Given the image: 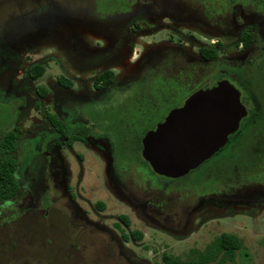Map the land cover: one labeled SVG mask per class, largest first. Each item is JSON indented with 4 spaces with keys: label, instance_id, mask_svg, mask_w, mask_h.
Segmentation results:
<instances>
[{
    "label": "flooded vegetation",
    "instance_id": "obj_1",
    "mask_svg": "<svg viewBox=\"0 0 264 264\" xmlns=\"http://www.w3.org/2000/svg\"><path fill=\"white\" fill-rule=\"evenodd\" d=\"M57 1L45 0L43 7L50 6L51 2L58 4ZM62 1L74 15L73 20L68 18L67 26L74 25L71 29L75 32L70 36L73 41L67 47L68 53L65 54L54 45L55 49L51 51V55L46 54L43 62L31 63L27 69L25 68L24 79H17L20 69L26 63L25 56H22L24 49L20 50L10 60L13 63L12 80L4 85L0 80V100L8 103V111L2 115L0 121L6 120L7 131H17L20 137L23 131L18 122L22 118L27 119L30 112L39 117L35 121L32 137L36 138V133L43 129L41 132L43 137L35 140L32 147L26 146L25 140L21 142L23 144L20 163L17 161L18 166L14 171L16 191L7 198H0V232L3 231V235L7 236L5 253L12 254L4 264H46L42 260L34 261L30 257L18 258L15 252L18 247L20 250L23 249L25 243L21 238L27 227L26 218L29 217L28 222L36 217L48 221L52 214L54 219L51 229L56 230V239L62 235H73V230L78 228H87L102 235L106 240L113 241L114 255L122 258L118 240L116 238L113 240L109 231L89 220L77 207V198L87 190L90 192L91 188L104 198L113 200L130 211H137L145 222L174 238L187 230L195 214L206 210L208 206L216 210L233 208L232 211L236 206L264 208V178L261 174L259 176L246 173L245 169L239 167H224L221 170L214 168L216 161L231 158L232 151L237 152L242 148L244 138L258 125L262 126L263 131L255 132L251 140L257 134L259 145L263 144V154L258 165L260 171L264 168V116L256 115V104L259 100L251 97L243 99L241 88L234 84L236 79L233 69L247 71V65L260 54L261 50L254 51L251 45L244 49L238 43L244 55L223 59L227 69L220 72L224 75L222 80L228 81L239 92L240 103L245 109V115L240 119L236 131L227 137L224 145L195 169L174 179L154 173L141 156V141L145 134L155 130L161 120L183 104L169 108L165 114L160 115L166 105L160 99L152 98L151 88H161L154 81L156 77L171 76L176 69L179 72H185L189 68L201 71L203 66H211L218 59L212 61L202 59L199 49L204 47L203 45L198 47L197 52L192 53L180 44H172L165 39L159 40L157 34L162 30L177 34L174 25L199 24L217 37L235 34L238 41L241 32L235 31L234 10L239 9L240 16L244 19L258 20H264V10L257 11L250 7L248 9L252 11L249 17H246L245 6L234 3L228 5L232 6L230 12L210 16L205 14L201 3L197 8H190L185 12L184 7L187 4L181 0ZM224 11L227 9L222 12ZM192 20L196 23L190 22ZM86 34L94 39L93 47L88 46ZM180 36L177 34V39H180ZM139 38L146 40L141 42L142 52L137 54L134 47ZM147 38L152 40L147 41ZM103 43H106L105 47L102 46ZM262 44L264 39L259 43V48H262ZM133 55L136 58L134 66L116 78L112 71ZM91 59L93 62L90 64ZM52 61L55 76L49 91L46 84H37L38 79H31L28 70L32 66L40 65L44 66L46 71ZM236 64L239 66L234 67ZM54 70L52 69L53 73ZM90 71L96 73L89 86L83 83L84 80L77 82L79 78L71 74L81 75ZM108 71L113 74L112 81L106 84L95 82L96 78ZM60 79L70 85H61L58 81ZM25 81L36 86H32L29 91L25 87ZM74 83L80 84L78 88ZM37 89H40L41 93L45 91V94L38 95ZM54 89L57 92L51 96ZM59 98L60 104H56L54 100ZM85 106L91 107L92 111L83 114ZM126 106L142 110V113L138 116H119L115 119L114 115L119 109ZM250 109L254 110V115L249 113ZM147 111L152 115H144ZM118 122L119 128L114 130L112 124L116 125ZM140 122L143 125L140 127L144 130H135ZM32 137L29 139L33 140ZM78 145L91 150L101 158L102 171L106 177L104 187L99 179L80 181V178L85 176L82 167L85 155L74 152ZM65 153H72L77 162L76 179L69 178L64 162ZM121 155L126 158L130 156L132 161L135 155L137 164L146 168L150 175L157 177V180L150 182L135 171H126L127 167L118 164ZM98 203L103 205V200L98 199L94 202L95 209ZM125 218L129 224L126 216ZM16 223L18 226H14ZM113 225L115 228L118 227L116 224ZM119 238L120 242H127L123 240V234H120Z\"/></svg>",
    "mask_w": 264,
    "mask_h": 264
},
{
    "label": "rangeland",
    "instance_id": "obj_2",
    "mask_svg": "<svg viewBox=\"0 0 264 264\" xmlns=\"http://www.w3.org/2000/svg\"><path fill=\"white\" fill-rule=\"evenodd\" d=\"M44 1L45 0H0V61H2V63H0V80L3 85L12 80L13 63L10 62V60H12L15 54L20 50L24 49L22 56H25L26 63L20 69L17 79H24L25 68L27 69L31 63L36 64L43 62L46 54L51 55V51L55 49L54 45L60 48L65 54L68 53L67 47L73 41L70 36L75 34L71 29L74 25L67 26L69 24V19H74L73 12L67 8L68 5L62 0H58V4L51 2L50 6L47 7H43L45 6V4H43ZM181 1L187 4L184 7L185 12H188L190 8H197V6L202 3V0ZM209 1L213 2V0ZM238 4L245 6L244 8L248 11H244L245 15L249 17V13L252 9L248 8H250L252 4L249 3V1ZM188 5H190V7ZM228 5H225L223 0H216L214 7L216 11L214 10L212 13L209 12L210 16L217 14L222 15L225 12H230L232 6ZM220 9H227V11L221 12ZM234 14L235 31L243 32L249 29L253 30L251 48L254 47V51L260 50L261 47L259 48V43L264 39V20H258L257 18L244 19L240 16L239 9H235ZM190 22L196 23L195 20ZM173 28L178 35H181L180 39H177V34H174V32L171 33L168 30H162L157 34L159 40L165 39L172 44H180L184 48L189 49L192 53L197 52L198 47L201 45L208 47L217 46V61L211 66H203L202 70L198 71L201 76L198 79L200 82L201 79H212L218 72L225 71L227 66L223 62V59L244 55V53H241L242 49H240L235 34H232V36L217 37L215 34L200 27L199 24H194V26L174 25ZM86 40H88V46L93 47L94 39L88 37V34H86ZM144 40L146 39L139 38L137 40V44L134 47L137 54L142 52L141 42ZM151 40V38H147V41ZM103 44L102 46L105 47L106 43ZM56 51L61 55L60 51L57 49ZM135 61L136 58L133 55L128 61L123 63V65L115 67L112 71L114 76L116 78L122 76L134 66ZM91 62H93V59H91L90 64ZM50 64L51 66L48 71H45L44 75H46L45 79L53 82L55 76L53 61ZM237 66H239V64H236L234 67ZM233 72L236 76L241 70H235L234 68ZM95 73L96 71L82 73L81 75H77L76 73L71 74L79 78L77 82H82V80H84L83 83L89 86ZM159 80L158 77V81ZM154 81H156V79ZM231 82L233 83L234 81L231 80ZM37 84H41V81L38 80ZM74 84L77 88L80 85L78 83ZM234 84L238 86L237 83L234 82ZM32 86L36 85L25 81V87L29 89V91H31L30 89H32ZM179 86L170 83L158 89L154 87L151 88L152 98L160 99L163 101V104L166 105L160 115L163 113L165 114L169 108L178 107L184 103L185 98H187L189 94L186 90L193 89L195 85L193 83H185L183 87ZM56 92V89H54L51 96ZM256 99L258 100V98ZM60 100L59 98L54 101L56 104H60ZM7 104L8 103H5V101L0 100V120L2 119V115L8 111ZM256 108L257 116H264V99L262 101L259 100L258 104H256ZM88 111H92V108L85 106L82 113L86 114ZM141 113L142 110L138 111L137 108L126 106L119 109L114 117L117 119L119 116H138V114ZM144 115H152V113L147 111ZM38 119V116L30 112L27 119L23 120L22 118L18 122V126H20L23 134L19 137L16 151L12 154L16 162L18 161L20 163L19 158L22 153L21 146L23 144H21V142L25 140L26 146L32 147L35 140L38 141L43 137V133L41 134L43 129L36 133V138L35 136L32 137L36 124L35 121ZM142 122L135 127V130H144V128L140 127L143 126L141 125ZM6 126V120L0 121V135L7 131ZM112 128L118 130L119 122L116 125L112 124ZM259 131H263L262 126L258 125L254 127L249 136H246L242 141V148L237 152L232 151L231 154L233 155L231 158H223L222 161H216L214 163L215 170H221L224 167H239L242 170L245 169L246 173H254L259 176L261 174V177L264 178V168L260 171L258 165L260 164L261 155L263 154V144L259 145L257 134L256 137L251 140L255 132L258 133ZM30 137H32L33 140H30ZM74 152L84 153L83 155H85V161L82 163L85 176H83L84 179L80 178V181L83 182L84 180L86 181V179H99L100 184L103 186L106 183V177L102 171L103 165L100 162L101 158L81 145H78V147L74 149ZM67 154L70 153H65L64 162L69 178L76 179L78 172V167H76L77 162L72 153L70 155ZM127 158L122 155L118 158V164L121 163L122 167H127L125 169L126 171H135L143 177L144 180L147 179L150 182L157 180L156 176L150 175L146 168L137 164L135 155L134 161L131 160L130 156H127ZM22 163H24V161ZM134 178L138 179L137 177ZM110 195L112 196V194ZM98 199L103 200L104 208L102 211L94 208V202ZM77 200V207L85 213L89 220L100 224L109 231L113 240L114 238L118 240L122 258L114 255L113 241L109 239L106 240L102 235L90 229L87 230V228H78L73 230V235H62V237L59 236V238L56 239V230L53 231V229H51L54 219L53 214L50 215L51 217L48 221H42L36 217L28 222L29 217L26 218L27 227L21 238L22 242L25 241V243H23V249L20 250L18 247L15 252L18 258L30 257V259L32 258L34 261L42 260L46 264H161L160 259L163 253L185 261L191 258L192 251L202 252L217 237L222 234H228L239 239L244 250L243 254H246L245 256L243 254H237L234 264H264V208L259 209L248 206H236L234 207V211H232L233 208H219L216 210L214 207L208 206L206 210L195 214L190 227L182 231L184 233L180 232L174 238V236L166 234L156 226L145 222L144 219L137 214V211H130L123 205L116 204L113 200L104 198L102 194H98L93 188L90 189V192L87 190L82 193ZM118 216H126L129 224L124 225L120 223L117 219ZM113 224H116L118 229L115 228ZM14 226H18V224L16 223ZM133 231H137L142 235L139 242L132 240L131 233ZM120 234L128 237L126 243L120 242ZM62 239L66 242L64 243ZM6 242L7 236H4L2 231L0 232V244H2L0 245V264H4L12 257V254L5 253ZM66 244H68L69 247ZM37 249L40 250L35 251ZM125 258L128 261H126Z\"/></svg>",
    "mask_w": 264,
    "mask_h": 264
},
{
    "label": "water",
    "instance_id": "obj_3",
    "mask_svg": "<svg viewBox=\"0 0 264 264\" xmlns=\"http://www.w3.org/2000/svg\"><path fill=\"white\" fill-rule=\"evenodd\" d=\"M244 115L233 85L210 81L145 134L141 156L154 173L182 177L224 145Z\"/></svg>",
    "mask_w": 264,
    "mask_h": 264
},
{
    "label": "trees",
    "instance_id": "obj_4",
    "mask_svg": "<svg viewBox=\"0 0 264 264\" xmlns=\"http://www.w3.org/2000/svg\"><path fill=\"white\" fill-rule=\"evenodd\" d=\"M249 3L252 4L251 7L256 9L257 11L264 10V0H223L225 5L234 4V3ZM204 12L206 15H210L209 12H213L215 7L216 0L210 2L209 0L201 1ZM221 12L223 11L220 9ZM253 30L249 29L240 33L238 38V43L245 49L248 48L253 39ZM217 46L208 47L204 46L199 49V55L202 59L205 60H216L217 59ZM260 54L257 58L249 65H247V71H242L235 76L236 83L241 88V97L243 99L246 98H258V100L262 101L264 99L263 93V83H264V44H262V48L260 49ZM45 71L44 66H32L28 70V76L31 79L40 78ZM159 77V81H158ZM201 77L198 73V70L195 68L186 69L185 72H179V70H175L174 74L171 76H157L156 84H159L160 87L167 86L170 83L173 85H180L183 87V84L193 83L195 86L192 89L186 90L188 91V96L193 92L201 88L205 83L209 81H220L224 79V75L218 72L215 76L210 78L199 79ZM113 79V74L111 72H106L101 74L98 78H96L95 82H103V84L109 83ZM61 85L69 86V83H64L61 79L58 80ZM179 86V87H180ZM38 95L45 94V91L41 93L40 89L36 90ZM249 113L254 115V110L250 109ZM257 115V114H256ZM54 125V123H51ZM19 141V133L14 132L12 130L5 131L2 135H0V198H7L13 195L16 191V180L14 178V171L17 167V162L13 159L12 154L16 151L17 144ZM99 211H102L103 205L98 203L95 206ZM119 221L124 225H127V221L125 216H120ZM142 235L133 231L131 233V238L135 242H139ZM123 240L128 241V237L123 235ZM244 250L241 242L238 238L233 235L222 234L217 237L211 244H209L204 251L197 252L192 251L191 258L185 261H182L178 258L172 257L166 253L161 255V264H225L231 263L234 264L235 258L237 254H243ZM244 256L246 254H243Z\"/></svg>",
    "mask_w": 264,
    "mask_h": 264
},
{
    "label": "crops",
    "instance_id": "obj_5",
    "mask_svg": "<svg viewBox=\"0 0 264 264\" xmlns=\"http://www.w3.org/2000/svg\"><path fill=\"white\" fill-rule=\"evenodd\" d=\"M46 71H48V69H47ZM45 78H46V75H42V77H41V78H38V80H40L42 84H46V86H48L49 89H50V86H51V84H52L53 82L48 81V80L45 79ZM38 80H37V81H38ZM49 83H50V84H49Z\"/></svg>",
    "mask_w": 264,
    "mask_h": 264
}]
</instances>
